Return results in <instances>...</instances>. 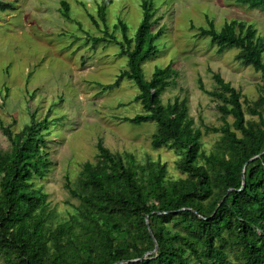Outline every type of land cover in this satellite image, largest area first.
I'll return each mask as SVG.
<instances>
[{
    "label": "trees",
    "instance_id": "trees-1",
    "mask_svg": "<svg viewBox=\"0 0 264 264\" xmlns=\"http://www.w3.org/2000/svg\"><path fill=\"white\" fill-rule=\"evenodd\" d=\"M228 1L264 13V0ZM113 3L100 1L97 18L102 22ZM60 5L69 19V3L60 0ZM140 9L142 20L133 38L120 20L121 42L108 32L94 41L119 45L127 69L108 88L124 79L136 84L134 101L144 113L124 120L137 126L155 123L153 149L174 151L184 177L170 180L166 164H138L132 154L113 153L99 141L95 161L83 164L77 187L67 184L79 202L75 213L53 227L48 195L37 188L50 167L43 134L50 121H37L33 113L17 134L2 125L11 143L10 151H0L4 264H264V95L248 109L258 121L247 120L242 92L210 70L217 90L207 91L201 80L200 90L218 101L222 125L204 132L196 128L186 99L162 103L164 92L179 78L173 63L146 78L144 65L158 56L157 42L166 28L155 0H141ZM207 23L198 36L208 38L218 54L238 50L236 60L264 76V37L253 24L231 20L218 30L210 18ZM204 133L220 134L209 155L203 149Z\"/></svg>",
    "mask_w": 264,
    "mask_h": 264
},
{
    "label": "rangeland",
    "instance_id": "rangeland-1",
    "mask_svg": "<svg viewBox=\"0 0 264 264\" xmlns=\"http://www.w3.org/2000/svg\"><path fill=\"white\" fill-rule=\"evenodd\" d=\"M65 1L69 19L60 13V0H0V151L11 150L2 125L17 134L33 113L37 121H50L43 131L50 167L37 188L48 195L53 227L75 213L79 202L67 184L77 187L83 164L95 161L99 141L113 153L132 154L138 164H166L170 180L184 177L174 151L153 149L155 123L137 126L124 120L144 113L142 104L134 101L139 94L136 84L124 79L108 88L127 69L119 45L94 41L108 32L121 42L120 20L133 38L142 20L141 0H114L105 23L97 18L101 0ZM155 6L164 16L161 25L166 31L157 42L158 56L144 65L146 78L171 62L179 73L176 84L162 95V103L186 99L196 128L204 132L205 127H220L219 103L199 84L201 80L207 91L217 90L212 70L242 92L248 101L243 106L247 120L258 121L248 109L264 95L263 74L242 66L236 60L238 50L218 54V48L198 34L210 18L218 30L225 22L239 20L253 24L264 37V13L228 0H155ZM219 140L220 134H203L207 155L216 151Z\"/></svg>",
    "mask_w": 264,
    "mask_h": 264
},
{
    "label": "water",
    "instance_id": "water-1",
    "mask_svg": "<svg viewBox=\"0 0 264 264\" xmlns=\"http://www.w3.org/2000/svg\"><path fill=\"white\" fill-rule=\"evenodd\" d=\"M254 159H255V158H254ZM146 224H147V226H148V228H149V231H150V233H151V235H152V232H151V228H150V224H149L148 219L146 220ZM155 251H157V247H156Z\"/></svg>",
    "mask_w": 264,
    "mask_h": 264
}]
</instances>
